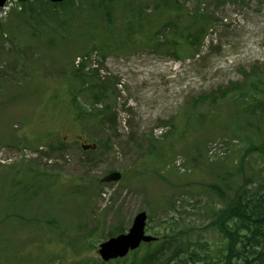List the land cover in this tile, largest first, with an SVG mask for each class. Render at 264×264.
Here are the masks:
<instances>
[{
	"label": "rangeland",
	"instance_id": "1",
	"mask_svg": "<svg viewBox=\"0 0 264 264\" xmlns=\"http://www.w3.org/2000/svg\"><path fill=\"white\" fill-rule=\"evenodd\" d=\"M19 5L0 19V264H104L142 211L168 255L220 247L214 212L264 184V0ZM41 144L52 163L8 160Z\"/></svg>",
	"mask_w": 264,
	"mask_h": 264
},
{
	"label": "trees",
	"instance_id": "2",
	"mask_svg": "<svg viewBox=\"0 0 264 264\" xmlns=\"http://www.w3.org/2000/svg\"><path fill=\"white\" fill-rule=\"evenodd\" d=\"M250 108L255 112L263 109L264 100L257 101L256 104L250 105ZM262 148L264 151V146ZM35 196L36 193H32L30 197ZM12 218L13 213L7 209L1 216L0 223ZM19 218L22 220L23 216ZM211 225L222 236L218 248H211L207 241L204 243L198 241L199 246L193 250L175 246L168 255L165 253L166 246L171 245L175 237L169 233L163 236L155 233L157 241L143 244L130 256L113 260L111 263L123 260L125 264H264V184L253 193L247 191L246 184L238 186L232 196L225 199V207L214 212ZM16 226L13 234L17 230L19 235H22V230L18 228L20 225L16 223ZM12 229L10 228L11 231ZM11 231L8 233L0 231V242ZM124 231V227L121 226L110 236ZM86 237L87 235L83 236Z\"/></svg>",
	"mask_w": 264,
	"mask_h": 264
},
{
	"label": "water",
	"instance_id": "3",
	"mask_svg": "<svg viewBox=\"0 0 264 264\" xmlns=\"http://www.w3.org/2000/svg\"><path fill=\"white\" fill-rule=\"evenodd\" d=\"M24 1V0H21ZM52 2H61L64 0H50ZM6 0H0V6L5 4ZM120 172H112L103 178V181L119 180L121 178ZM147 220V213L145 211L136 215L132 227L126 233L113 236L102 242L99 247V254L101 258L108 262L113 259L125 257L131 250H135L142 242H151L156 238L152 235L146 234L145 226Z\"/></svg>",
	"mask_w": 264,
	"mask_h": 264
}]
</instances>
